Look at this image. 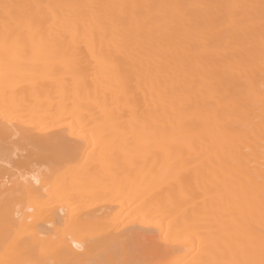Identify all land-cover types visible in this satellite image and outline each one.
I'll list each match as a JSON object with an SVG mask.
<instances>
[{
  "label": "bare ground",
  "instance_id": "6f19581e",
  "mask_svg": "<svg viewBox=\"0 0 264 264\" xmlns=\"http://www.w3.org/2000/svg\"><path fill=\"white\" fill-rule=\"evenodd\" d=\"M0 264H264V0H0Z\"/></svg>",
  "mask_w": 264,
  "mask_h": 264
}]
</instances>
